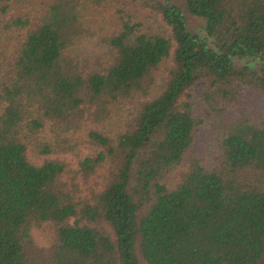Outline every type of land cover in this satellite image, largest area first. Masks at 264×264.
<instances>
[{
	"label": "trees",
	"instance_id": "16d2710c",
	"mask_svg": "<svg viewBox=\"0 0 264 264\" xmlns=\"http://www.w3.org/2000/svg\"><path fill=\"white\" fill-rule=\"evenodd\" d=\"M184 2L0 0V264H264V0Z\"/></svg>",
	"mask_w": 264,
	"mask_h": 264
},
{
	"label": "rangeland",
	"instance_id": "374dc122",
	"mask_svg": "<svg viewBox=\"0 0 264 264\" xmlns=\"http://www.w3.org/2000/svg\"><path fill=\"white\" fill-rule=\"evenodd\" d=\"M172 2L176 3L177 5H179L181 7V9L183 10L184 14H185V17L187 19V25H188V28L191 30V31H194V32H198V33H202V28H203V24H204V20L200 17H197V16H193V15H190L186 8H185V2L184 0H172ZM236 63L237 64H240V65H249L251 67H254L257 63L253 60V59H250V58H241V59H237L236 60ZM156 83H155V87H154V93H156L157 90H159V88H161V84H162V79H163V68L162 66L160 67V69L157 71L156 73ZM194 90L196 91V95L198 94V87H195ZM131 102H135V100H131V101H125L122 106H121V110L122 111H125L127 110L131 105L130 103ZM256 104V103H255ZM258 106V105H257ZM87 148V147H86ZM82 148L83 152H87L89 151V149L87 148ZM101 181V178H98L96 176H93L91 181H90V184H94L96 182L97 183H100ZM46 237H51V234L49 232H46L45 233ZM39 237L40 238H44L42 233L39 232Z\"/></svg>",
	"mask_w": 264,
	"mask_h": 264
}]
</instances>
